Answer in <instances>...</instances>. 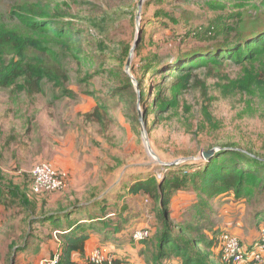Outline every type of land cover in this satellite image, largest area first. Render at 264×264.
Returning <instances> with one entry per match:
<instances>
[{
	"label": "rangeland",
	"instance_id": "374dc122",
	"mask_svg": "<svg viewBox=\"0 0 264 264\" xmlns=\"http://www.w3.org/2000/svg\"><path fill=\"white\" fill-rule=\"evenodd\" d=\"M139 1L130 3L129 9L123 6L121 20L110 15L113 23L106 43L111 47L108 52L114 57L120 54L119 45L133 46L138 35L143 47L142 57L156 53L162 57L170 53L176 55L178 51L190 52L201 45H216L187 40L196 29L209 31L212 27L217 29L218 24L224 29L239 26L240 36H247L257 16L262 17L257 28L264 26V0H163L162 4L147 0L140 12V21H137ZM33 4L49 8L48 13L55 18L59 16L73 22L82 32L84 54L80 57L81 64L62 55L70 75L66 87L71 93L48 84L42 94L30 98L26 93L14 94L11 89L0 88V183L5 185L2 186L4 199L17 201L14 213H25L28 217L30 209L41 212L44 208L70 206L77 209L73 218L102 213L100 217L104 220L99 226L106 224L111 231L110 238L106 239L97 229L92 232L103 240L102 245L129 246L137 231H146L144 239L155 243L159 237L156 228L161 226L159 209L154 211L157 205L149 196L131 194L129 186L151 176L164 177L169 170L166 164L179 161L178 165L188 162L196 166L205 163L204 152L220 149L219 152L229 143L252 147L264 155V104L247 106L234 93H224L226 88L234 89L250 75L264 74V51L242 63L227 61L221 66L196 70L200 77L194 79V83L198 85L191 81L187 90L177 93V107L169 108L159 117L156 112L148 111L146 118L145 110L154 107L159 83L164 85L173 78L166 85L168 88L177 78L171 77V72L143 76L140 58L135 54L129 68L128 59L122 64L117 59L105 62L107 52L103 54L97 45L105 40V35L93 22L105 18L104 10L121 5L120 0H0V23H10L11 12L17 7ZM231 34L235 39L236 33ZM223 37V40L230 39L227 34ZM128 78L136 88L140 86L139 80L142 81L146 97L137 104L139 119L140 113L143 114L140 123L130 120L132 110L120 99L124 93L113 92L129 84ZM203 87L208 88L212 99L209 103L212 122L201 112V103L205 100ZM162 90L163 95L171 96L168 89ZM96 109L100 110L102 120L94 116L87 119ZM143 122L154 154H150L146 146ZM191 158L193 160L182 162ZM40 163H48L67 175L64 190L42 194L31 191L32 171ZM188 194L178 193L170 204L176 224L185 225L184 219L188 218L194 225L201 226L198 231L194 228L186 233L188 239L204 235L206 241L218 244L222 231L234 233L231 228L242 230L243 238H249L255 224L262 226L261 222L264 223L260 216L264 210V196L236 201L231 194L227 203L223 200L225 204L216 205L213 211L206 207L202 214L196 215L194 207L186 206ZM88 205L94 206L86 209ZM125 205L127 210L122 211ZM200 214L197 221L192 219ZM224 227L226 229L222 230ZM122 234L123 242H119ZM142 246L134 250L137 258L132 260L133 264L152 257L155 249Z\"/></svg>",
	"mask_w": 264,
	"mask_h": 264
},
{
	"label": "trees",
	"instance_id": "16d2710c",
	"mask_svg": "<svg viewBox=\"0 0 264 264\" xmlns=\"http://www.w3.org/2000/svg\"><path fill=\"white\" fill-rule=\"evenodd\" d=\"M133 1L120 0L123 5L104 10L105 18L102 17L93 22L94 27L105 35V40L97 42L101 52L103 54L107 52L105 62L117 59L118 63L122 64L129 58L133 46L119 45L120 54L118 57H114L108 52L111 47L106 42L109 40V30L113 23L110 15L116 16L117 20H121L123 18V6L129 9L131 7L130 3H133ZM156 2L162 4L163 0H157ZM48 12L49 8H40L39 4L23 5L11 12L10 23H0V88L11 89L14 94L26 93L30 98L42 94L48 84L62 88V91L67 94L71 93L66 87V83L70 81V75L63 62L62 55L66 54L68 58L72 57L76 59L78 64H81L80 57L84 54L81 49L83 43L80 39L82 32L76 29L73 22L59 18V16L55 18L54 15ZM261 19L262 17L257 16L254 22H251L253 24L251 28L253 29L247 36H240L239 26H234V29L225 27V30L220 28L218 24L217 29L212 27L209 31L196 29L190 35V38L187 37V40H198L202 44L203 42H211L216 45L212 47L201 45L190 52L181 53L178 51L176 55L170 53V55L161 57L156 53L142 57L143 47L140 40L135 50V56L140 58L139 65L143 71V76L171 72V77L177 78V82L171 83L168 88L166 85L173 78L168 82L165 81L166 84L164 82V85L159 83L160 90L153 102L154 107L145 110L146 118L148 117V111L156 112L157 117H159L169 108L177 107L179 103L177 93H183L187 90L191 81H193V85H198L194 83V79L200 77L199 74L195 73L196 70L221 66L227 61H229L228 63L238 64L261 54L264 51V26L257 28ZM232 32L236 33L235 39L232 38ZM226 34L230 39L223 40V35ZM55 48L59 49V52ZM175 56L177 58L171 60ZM92 59L94 60V56H92ZM163 62H166V64H163ZM179 74L181 75L179 76ZM127 82L129 84L126 83L121 88L114 89L113 92L124 93L120 99L132 110L133 116L130 120L140 123L137 110L138 91L136 87L131 85L129 78ZM139 83L141 95L139 103H142L146 96L142 88V81L139 80ZM163 88L171 92L170 97L163 95ZM224 93H234L247 106L264 104V74L250 75L234 89L226 88ZM203 97L205 100L201 103V112L206 115L209 122H212V115L209 112V103L212 99L208 95V88L203 87ZM92 116L99 121L102 120L99 109H96L94 114L87 115V119ZM216 127L217 125H215ZM168 168L170 171L168 170V173L162 178L151 176L129 186L131 194L147 195L154 200L157 205L154 211L157 212L159 209V221L161 222V226L156 228L159 232L157 242L150 243L147 240L136 242L132 238L131 247L133 249L139 244L155 249L151 258L146 257V261H140L139 264H225L219 255L215 256L213 254V249L218 250L216 242L214 244L212 240L206 241L204 235L192 239L185 237L186 233L194 228V231H198L201 226L199 223L194 225L192 220L188 218L184 219L186 221L185 225L176 224L172 219L170 204L173 197L178 193L188 192L196 197L192 200V207L196 209L195 214L198 215L199 213L202 214L203 208L206 207L208 211H213L212 203L216 199L229 197L231 194L236 201H248L259 196L263 197L264 155L252 147L239 143H229L223 145L222 150L205 163L195 166L193 163L185 162ZM2 186L5 187V185ZM4 195L0 194V202L3 205H15L17 203L16 200L4 199ZM46 204L47 202H44V205ZM26 206L29 208L28 204ZM126 209L127 205L123 207L122 211H126ZM75 212H77V209H71L70 206L61 209L44 208L41 212L30 209L28 219L33 218L31 220V232L26 235L24 231V236L26 235V238L30 240L37 232L42 233V231L47 230L50 232L49 235L55 233L57 240L59 238L61 242L60 247L55 252L60 253V264H80L73 260V253L80 252L83 254L85 252L86 242L90 239L92 232L97 229L100 234L109 239L108 234H111V231L105 227L106 224L99 226L100 221L104 220L103 217H100L102 213L90 216L89 226H84L79 225V219L73 218ZM201 214L194 216L192 219L197 221ZM62 216L64 221L61 219ZM176 229L179 231L177 232ZM58 230L71 231L59 234ZM23 242L24 239L19 242H11V254L13 248L19 243L23 244ZM143 254L147 255L145 252ZM132 260L131 256L114 257L112 262L105 264H133ZM14 262H16V258H14Z\"/></svg>",
	"mask_w": 264,
	"mask_h": 264
},
{
	"label": "crops",
	"instance_id": "0c3cea01",
	"mask_svg": "<svg viewBox=\"0 0 264 264\" xmlns=\"http://www.w3.org/2000/svg\"><path fill=\"white\" fill-rule=\"evenodd\" d=\"M2 188V185L0 183V194L4 195V191ZM13 194V192H12ZM181 194V193H180ZM184 194V193H183ZM190 197L186 202V206H192L194 198L192 197V194H188ZM231 198V195L229 197H223L216 199L212 205L214 208H216V205H222L227 203L223 202V200H229ZM173 205H178V203H173ZM182 205V204H181ZM15 205H3L2 202H0V264H42L44 260L50 259L55 252L58 250V248L61 245V242L58 238H56V234L49 235V231H42V233L37 232L34 233V237L30 240L26 238V235H28L31 232V220L28 219L25 213H14L16 212ZM94 205H88L85 208L89 209L93 207ZM185 207V206H183ZM127 210V209H126ZM264 212H261V217L264 219ZM101 214V213H100ZM99 214V215H100ZM79 221V225L82 224L84 226H89V219L88 214H86L83 218H80L79 215L77 217ZM61 219L64 221V217L62 216ZM28 220V223H27ZM242 224V222H241ZM259 224V223H258ZM256 228H253L251 232H249V238H243L244 232L240 229L233 230L235 235H237L244 244L250 245L252 244L256 239H258L257 235L260 231V229L264 228V223L261 222V225L259 226L257 224ZM226 229V227L222 228ZM24 231L26 232V235L24 236ZM59 231V230H58ZM69 230L59 231V234H65V232L68 233ZM71 231V230H70ZM69 231V232H70ZM231 232V231H230ZM233 233V232H231ZM233 233V234H234ZM240 234V235H239ZM122 237L124 238V235L119 238V242L122 241ZM24 239L23 244L19 243L16 247L13 248L12 254L10 251L11 242L16 241L19 242ZM101 238H96L95 235H91L90 239L86 242V248L85 252L82 254L80 252H74L73 253V260L75 262H78L80 264H86L88 256L95 250V249H102L105 253L113 255L115 258H120L123 256H131L134 260L137 258V252H135V249H141L143 246L141 244L136 245V248L133 249L131 245H122L119 244L118 246H115L114 248L111 247L112 245H102L101 244ZM103 241V240H102ZM131 241H129V244ZM128 244V243H127ZM215 244V243H214ZM111 247V249H110ZM109 248V249H108ZM16 251V252H15ZM109 251V252H108ZM213 254L215 256H218V251L213 249ZM14 258H16V262H14ZM140 260L135 263L139 264Z\"/></svg>",
	"mask_w": 264,
	"mask_h": 264
},
{
	"label": "built area",
	"instance_id": "2783aa9c",
	"mask_svg": "<svg viewBox=\"0 0 264 264\" xmlns=\"http://www.w3.org/2000/svg\"><path fill=\"white\" fill-rule=\"evenodd\" d=\"M67 175L57 171L48 163L37 164L31 176V189L35 194L60 192L66 187ZM146 231H137L134 240H145ZM218 254L225 264H264V228L260 236L252 244L247 245L230 231H224L218 239ZM114 256L107 255L102 249H95L87 264H105L112 262ZM60 253H55L53 258L44 260L42 264H60Z\"/></svg>",
	"mask_w": 264,
	"mask_h": 264
},
{
	"label": "water",
	"instance_id": "95a60500",
	"mask_svg": "<svg viewBox=\"0 0 264 264\" xmlns=\"http://www.w3.org/2000/svg\"><path fill=\"white\" fill-rule=\"evenodd\" d=\"M145 1L147 0H140L139 3H138V15H137V21H140V12L142 11V8H143V5L145 3ZM139 44V35L136 37V40H135V43L130 51V55H129V58H128V61H127V68L130 67L131 63H132V60L134 58V54H135V50H136V47L138 46ZM137 91H138V95H139V101H140V98H141V95H140V89L139 87H137ZM142 118H143V114L140 113V119L142 121ZM142 131H143V135L145 137V141H146V146L148 148V151L150 152V154H154L150 144H149V140H148V133H147V130H146V124L143 122L142 124ZM220 150V149H218ZM216 149H212V150H209V151H206L203 153V157L209 161L213 158V156L216 154V152L218 151ZM222 150V148H221ZM189 160H193V158L191 159H183L182 162H185V161H189ZM179 164V161H176V162H173V163H170V164H166L168 167H172V166H175V165H178ZM16 252V251H15ZM13 264V262H12Z\"/></svg>",
	"mask_w": 264,
	"mask_h": 264
}]
</instances>
